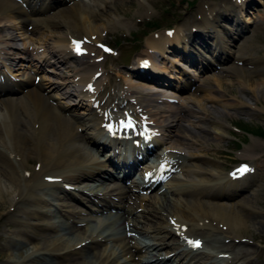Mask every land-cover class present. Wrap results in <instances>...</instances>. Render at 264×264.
<instances>
[{
    "label": "bare ground",
    "instance_id": "bare-ground-1",
    "mask_svg": "<svg viewBox=\"0 0 264 264\" xmlns=\"http://www.w3.org/2000/svg\"><path fill=\"white\" fill-rule=\"evenodd\" d=\"M145 1L148 2V0ZM249 1L228 0L224 4L213 5V7H210L207 1L202 2L199 8L200 13H202V19L193 24V26L187 27L186 24L176 29L172 37L166 34L152 36L148 38L147 43L156 50L160 49L163 53L171 51L181 53V50L185 51L187 47L193 46L197 53L200 52L203 54L198 53L199 55L196 60L199 59L202 62V60L207 61L210 58L209 62L211 64H215L216 62L221 63L220 60H217V55L221 50L227 52V55L234 53L232 50V41L236 37L238 38V33L243 32L238 24L239 17L237 11L242 14L244 11L242 7ZM62 2L63 7L58 6L54 8L52 7L53 0H0V75H7V72H9L17 77L21 74L19 68L14 70V65L10 67L13 63H8L7 61L9 60L12 62L20 60L27 63L28 66L35 68L33 70H38L39 72L44 68L48 71L42 77L43 79L39 82L40 84L35 81L36 74L32 76L29 70L23 72L25 77L21 78L20 81H12L9 76L4 82L0 81V95L4 93V96L0 99V176L7 178L13 183V189L11 190V186L9 189L13 192L14 197L18 195L16 200L12 198L11 191L4 190V186L2 187L0 182V197L4 201L8 198L10 201L9 205H18L20 201H25L26 203L34 201L33 204L27 203L30 207L35 204L37 205V202L47 204V202H43L42 199L38 198L39 193L49 185H60L59 182L50 183L46 181V178L49 176L63 177L62 188H65L66 184L75 185L85 183L88 185L94 177L105 170L107 164L101 160V157L97 158L98 153H92L91 150L86 149L81 144H78V142L85 140V143L96 144L102 139L110 142L114 141L115 143L118 142V140L108 138L107 133L101 126L103 119L96 110L97 106L101 109H106L104 108L108 106L106 101L102 105L103 100L98 101L97 97L94 98V92L89 93V91L84 89L85 86L91 85L94 91L99 90L103 79H99V77L94 80V77L99 71L103 72L102 76L104 79L111 77L106 75V69H102L104 65L95 62V59L91 56L81 55V57H76L69 49L71 37H76L73 34H81L80 37L77 36L78 38H81L83 35L93 38L94 35H99L101 24L107 27V24L108 26H114L117 22H122L120 21V14L110 11V8L114 6L113 4L117 0H62ZM257 2L260 4L261 0H257ZM26 3L28 8L25 6ZM230 6L233 8H228ZM51 10L52 13H49ZM226 14L227 17L231 15V22L226 21L225 18L217 20V18L225 17ZM217 15L219 16L217 17ZM100 20L101 23H99ZM245 20L243 21L245 23H250L251 21V19ZM14 22L19 23L21 28L25 24H28V22L33 24L35 28L42 25L47 30L46 37L42 38L45 41L41 39L43 42L38 41V43L35 38L30 37L28 43L22 46L19 45L18 35L15 31L16 24ZM61 25L68 28V32L73 34L67 35L68 32L63 34L58 33L56 30H51L52 27ZM193 27L204 32L202 36L209 43L206 46L209 47L208 50L201 45V43H205V39L198 36L200 33H197L194 37ZM211 32L213 34L209 35ZM69 36L71 37L69 38ZM248 42L246 39L242 43L243 46L239 50L240 54L237 60L241 61L243 58L246 62L250 63L249 65L254 67L257 62H261L259 61L261 58L258 60L248 54L247 51H244V47L247 46ZM169 44L172 47L169 48L170 51H167L166 48L170 46ZM31 45H33L32 49L30 47ZM195 45L200 46L196 47ZM180 48L182 49L180 50ZM94 50L95 48L92 47L90 51ZM187 56L188 54L186 53L185 57ZM141 60L143 58L138 61V64ZM177 60L178 58L174 59L176 62ZM152 64V67H154L153 70L158 73L152 77L158 75V77L162 78V72L168 66H159L155 61ZM226 68L227 66L222 67L225 70ZM193 69L191 68L190 70ZM228 69L232 68L228 67ZM233 69H238V66ZM136 70L135 68L129 74L128 82L132 86H122L121 93L129 101L139 105L138 110L140 112L148 113V119L152 120L151 122L158 127L155 130H158L157 134L159 136L153 139L155 145L164 142L170 149H184L185 147L188 149L202 143L206 145L209 143L219 144L223 138H226V134L229 133V123L224 110L216 106L209 107L203 105L204 103L201 100H197L199 101L197 105V97L181 100L178 106H174L167 104L166 101L167 99H172L171 95L168 96L169 98L156 96L153 93L143 95V93H140L133 86L150 89H156L157 86L147 81V79L141 80V78L135 77L134 73ZM49 75L54 77V81L44 82ZM170 76L174 77L173 75ZM196 77L197 75L195 74H189L188 70L183 85H194ZM237 77L238 79H243L242 81L244 82L247 81L245 79L246 77L240 73L237 74ZM216 80L219 81L220 79L216 78ZM167 81L169 82H166L167 84H172L170 79H167ZM219 82L218 85H221ZM163 87L167 88L165 86ZM201 87L203 86L200 85L196 89L199 90ZM220 88L218 89L221 90ZM167 90L165 91L167 92ZM169 91L172 94L178 95L176 92ZM218 100L223 101L225 99L221 96V100ZM245 102H232L230 104H224V106L226 105L227 108H233L235 110L241 107H250ZM92 104L94 105L93 108L82 107V105L89 106ZM195 105L197 107H194ZM122 138L121 136L119 137V139ZM130 140L119 141L124 143V145L129 144L128 148L133 149V162H135L138 154L142 153L143 150L135 147L140 145L130 144ZM135 142L141 143L142 141H138L135 138ZM118 146L119 150L112 149L108 150L107 153H115L114 155L120 158L119 160L121 162L122 158L127 156L128 153H124L120 145ZM248 148L254 147L252 145ZM146 149L147 146H144L145 151ZM200 155L202 154L191 152L186 156L194 160L192 163L196 167L194 173L197 179L194 183H191L192 185H188V188L186 187L187 189L180 191L181 199L178 200L180 205L175 204L178 206V210L174 214L176 217L179 216L176 221L181 223L179 227L181 231L176 230V226H178L176 224L167 223L164 225L159 224V222L154 224L151 227L153 231H150L146 225L142 226L137 223V220H133L135 222L128 224L131 227L129 229L130 231L135 229L137 232L146 236H154L153 239L157 241L148 243L143 239L142 242L134 243L132 240L122 239L123 250L121 251L124 252L123 255H128L129 259H135L139 255L137 260L140 261V264H226L223 262L226 259L218 255L224 251V248L219 250V252L212 251L206 255V251L202 249L195 251L194 246L191 248L190 246H186V248H182L179 251L175 250L173 255H166L164 253L165 247H171L173 245H170L167 240L169 238L167 237H175L179 242L184 239L188 240L189 238L184 237L191 236L189 231L191 225H196L201 221H207L205 222L207 227L217 225L214 227L218 228L221 226L224 230L219 229L220 227L217 230L223 233L225 237L237 239L240 242L243 240L244 242L243 234L245 232L243 230L254 222L247 213L249 211H258L250 204L251 200L246 201L251 199L253 195H248L242 200L237 198H239L241 191L247 189V184L255 180L253 178L254 176L249 173L246 177H241L235 171L223 174L217 168V162L215 160L201 157ZM159 156L160 154H158L157 158ZM33 157L39 161L40 169L30 171L29 167L32 166L34 168L36 166L35 163L32 165L30 162V159H33ZM195 158H198L201 162ZM168 161L173 163L172 160ZM173 164H169L168 166L175 168V163ZM182 166L188 167L189 164L182 163ZM234 173L236 175H233ZM176 179L175 177L174 181ZM104 184H106V181L102 182L100 188L98 187L92 195L100 197L99 190L105 191L109 187ZM153 184L156 183H150V185ZM176 185L178 184L176 183ZM65 189L63 191L64 193H66ZM89 190L93 191V188ZM167 191L174 192V189L172 186H169L166 189ZM27 193L33 199H28L26 197ZM134 193L130 186L128 189L127 187L125 189L119 187L114 188L112 192H104L103 195L108 198L107 204L113 203L110 199L112 197L111 195L118 196L120 201H135L137 204L131 209L130 214L132 215L137 205L144 206L142 202L145 200L143 195ZM92 195H89L91 199L93 198ZM167 205L164 204L162 207L168 210L169 206ZM22 211H24L26 217H32V219L35 218L38 220L36 224L28 222V224L37 228L36 230L56 228L54 224L44 226L42 222H44L43 220L46 216H49L44 210L27 207ZM145 213L144 215L146 216H155L151 209L145 210ZM102 219L103 217L96 219L100 227L104 225ZM127 219L128 217H124L122 221L127 222ZM67 230L69 233L74 234L71 243L78 238L80 239L84 233L89 231V229L85 230L83 227H78L77 225L71 226ZM152 232H154V235H151ZM35 235L36 238L31 236L35 238V242L32 241L33 239H30V242L34 244L36 251H41L42 254H48L49 252V254L56 255L59 264H118L120 261L114 256V253H101V245L97 241L94 243L95 246H91L90 243L86 249H77V246H74L75 244H66V242L62 244L59 242L60 238L48 232L43 234L38 232ZM196 238L199 239L196 236L191 238V241H195ZM37 241L42 242V244L40 245ZM22 244L24 243L18 242V244L10 245L12 246L10 249L14 251V256L15 254L16 256H23L25 254L24 248L21 246ZM246 244L241 243L238 245V248H233L232 253L234 255L230 257V263L228 262V264H231L233 261H238V258L239 260L242 259L240 264H245V261L250 259L249 255L252 252H249V247Z\"/></svg>",
    "mask_w": 264,
    "mask_h": 264
},
{
    "label": "rangeland",
    "instance_id": "rangeland-1",
    "mask_svg": "<svg viewBox=\"0 0 264 264\" xmlns=\"http://www.w3.org/2000/svg\"><path fill=\"white\" fill-rule=\"evenodd\" d=\"M206 1L209 3L210 7H213L215 4L220 5L228 2V0H148V2L145 0H117V2L113 4V8H110V11L120 14V21L122 22H117L114 26H108V24L106 25L105 23L107 27H104V24H101V29H99L101 31L99 32L98 40H103L115 47L119 53V58H117L118 56H111L115 59H110L106 62V75L113 77V81H110L109 84L107 79H104L103 76L100 77L99 79L103 78L100 89H106L102 92V96L113 101L112 107L117 109L116 111L119 110L118 106L120 103H123L126 108L130 107L129 102H123L120 98V84L122 82H127L125 83L126 87L130 84V82L125 79L128 78L127 72L130 70H127L122 66L135 67L141 58L150 54L154 56L153 58L159 66H168L166 68L167 70L165 69L168 75L173 72L172 75L178 78L173 82L174 86L170 89L179 95H176L179 99V103H172L174 106H178L181 100H188L197 97V105L199 104V101L197 100H201L204 103L203 105L209 107L216 106L226 112L229 123V133L226 134V138H223L219 144L209 143L206 145L202 143L203 146L200 144L188 149L186 147L184 149H170L167 145H159L160 143L156 144L159 145V147L151 157L156 156L157 158L158 154H160L157 158L158 160L164 158L168 160L169 158L175 163V166H177L176 173L173 174V178L169 180L166 185L167 187L172 186L174 192H166L165 190L164 192L159 193L160 189H154L150 194H145V200L142 202L144 206L135 207L132 215L130 212L134 206L133 200L119 202L118 196H113L111 198L116 204L112 208L100 207L101 205H95L93 201H88L86 203L87 205H85L76 202L74 198L61 192L63 186L62 182H60L58 187L48 186L42 191L43 199L47 201V204H40V202H37L38 204L36 205L39 208L47 210L49 213V219L45 217L44 221L47 223L45 225L54 224L56 225V228L36 230L37 228L31 224H36L38 220L35 218L32 219V217H26L24 211H22L25 206L30 208L28 206L29 204H27L28 202L19 203L18 207L14 209L9 205L10 201L8 198L4 201L0 197V264H59L56 255L49 254V252L48 254H42L41 251L37 252L34 244H31L32 242H30V239H33L32 241L35 242V234H38V232L41 234L48 232L51 235L60 238L59 242L62 244L65 242L66 244H75L74 246H77V249H86L90 243L91 246H95L94 243L97 241L100 242L101 253H114V256L120 260L118 264H140V261L137 260L139 255H137L135 259H129L128 255H123L124 252L121 251L123 250V244L121 243L122 239H127L128 241L132 240L134 243L142 242L143 239L148 243L156 242L157 240L153 239L154 236H146L137 232L135 229L130 231L129 229L131 227L128 224H132L135 222L133 220H137V223L142 226L146 225L150 231H153L151 227L158 222L159 224L164 225L171 223L178 225L176 226V230L181 231L179 229L181 223L176 221L179 216L176 217L174 214L178 210V206L175 204L180 205L178 201L181 199L180 191L187 189L188 185H192L191 183H194L197 179V176L194 173L196 167L192 163L194 160L186 157L191 152H196L202 154L200 155L201 157L215 160L217 162V168L221 170L223 174L235 171V167L239 166L241 162L250 165L252 172L249 173L254 176L253 178H255V180L247 184V189L241 191L239 193L240 196L237 199L242 200L248 195H253L251 199L246 201L251 200L250 204H252L254 209L258 212L249 211L247 213L254 222L243 230V232H245V234H243L244 242L243 240L240 242V240L225 237L223 233L217 230L219 227V229H223L221 226L218 228L214 227L217 225L207 227V225H205V222L207 221H201L196 225H191V228L189 229L191 236H185V238H193L197 236L202 239V250L206 251L205 255L212 251L219 252V250L224 248V251L220 252L218 255H223L222 258L226 259V261L223 262L226 264H228V262L230 263V257L234 255L232 253L233 248H238V245L241 243H247L246 245L249 247V252L252 253L249 255L250 259L245 261V264H264V136H260L257 133L260 129L264 130V0H261L260 4L252 3L254 1L251 2L250 0L248 2L250 3L249 5L245 4L242 7L244 11L242 12L241 17H239L240 21L238 23L240 24L241 30H244V32L240 34V38L236 37L237 40L233 42L232 46L234 53L230 54V56H226L228 60L224 59V61H222L223 63H220V67L212 66L206 61L207 69L204 68L206 65L200 63L198 60V62L196 61V66L192 67L194 69L189 70V65L182 60L180 57L182 55L178 52L171 51L163 53L160 49H155V52L152 48H149L150 46L147 43L148 38L152 36L160 34L165 35L167 29L174 32V30L181 28L186 24L187 27L193 26V24L202 19V13H200L201 11H199V8L201 6L200 4ZM53 5L54 8H56L60 3ZM149 5H151V7H149ZM228 8L231 9L233 7L230 6ZM219 15H217V17ZM220 19H222V17L217 18V20ZM245 19H251L250 23H246L248 25L243 24V21H246ZM99 23H101V20ZM151 23L155 24L152 25ZM14 24H16L15 31L17 32L18 38L21 39L19 42L21 45L25 44V39L30 41V37L35 38L37 40L36 42L45 41V39L42 38L46 37L47 30H45L42 25L35 28L33 24H25L21 28L19 23L14 22ZM51 30H56L58 33L65 34L69 29L61 25L52 27ZM193 32L196 33L198 30ZM210 34L212 35L213 33L211 32L209 35ZM41 39L43 41H41ZM246 39L249 42L247 46L244 47V51H247L248 54L252 55V57L254 56L258 60L261 58L259 60L261 62H257L254 67L249 65L250 63L246 62L243 58L241 61L237 60L240 54L239 50ZM199 46L200 45L197 47ZM31 47H33V45ZM167 51H170L168 47ZM177 58V62L174 61V59ZM122 63L124 65H122ZM178 63L191 73L198 75V79L193 87H189L184 92L177 91L180 86H182V84L179 83L181 80L179 77H186L181 68L182 66L180 67ZM223 66H228L232 69H228V67L226 70L221 69ZM236 66H238V69H233ZM119 73L121 75H119ZM238 73L245 76L247 81L244 82L242 81L243 79H238ZM216 78L220 79V82L217 81ZM218 82L221 85H218ZM200 85L203 87L197 90L196 88ZM133 87L139 90L140 93H143V95L154 93L156 96H164L153 89L142 88L140 86ZM221 96L224 97L225 100L219 101L218 99L221 100ZM239 101H246L245 103L249 104L250 107L246 106L235 110L233 108H227L226 105L224 106V104ZM194 107L197 106L195 105ZM89 145L90 144L83 143V147L86 149H90ZM252 145L254 148H248ZM100 156H102V154H100ZM30 162L33 165L37 162V159H30ZM199 162H201V160H199ZM152 163H154V160ZM182 163L189 164L190 167H183ZM106 166L111 169L109 164ZM29 168L31 171L38 169L37 166L36 168H33L32 166ZM140 168L141 166L139 169ZM175 177L177 179L174 181ZM98 179L103 180L104 177H99ZM95 180L96 178L93 182H95ZM0 182L2 187L4 186V190L11 191L13 189V183L7 178L0 176ZM93 182L91 181L88 185L86 184V186L81 185V187H84L85 189V193H82L84 194L83 199H86L85 197L88 196V193L86 192L92 187L91 185ZM99 182L100 181L98 180L96 181L97 184ZM107 183L112 185V187L124 186V182L117 178L115 180L109 179L107 180ZM176 183L178 185H176ZM10 186L11 190L9 189ZM124 188L126 187H123L122 189ZM161 188L165 189L163 186ZM12 193L13 192L11 191V196L14 198ZM30 203H34V201ZM164 204H168V210L162 207ZM149 209L154 212L155 216L144 215L146 214L145 210ZM99 216H104L108 219L106 226L100 227L96 222L95 218ZM124 217H128L127 222L122 221ZM28 222L31 224H28ZM76 225L78 227H83L85 230L89 229V231L84 233L80 239L78 238L71 243L74 234L69 233L67 229ZM151 235H154V232H152ZM31 236L35 238H32ZM167 238H169L167 240L170 245H173L164 248V253L166 255H173L172 253L175 250L179 251L183 248L179 246L181 241L179 242L175 237L172 238L169 236ZM18 242L24 243L21 245L24 248L25 253L23 256H16V254L14 256V251L10 249V247H12L10 245L15 243L18 244ZM37 242H39L40 245L42 244L40 241ZM4 253H6V255H4ZM241 260L242 259L239 260L238 258V261H233L231 264H240Z\"/></svg>",
    "mask_w": 264,
    "mask_h": 264
},
{
    "label": "snow or ice",
    "instance_id": "snow-or-ice-1",
    "mask_svg": "<svg viewBox=\"0 0 264 264\" xmlns=\"http://www.w3.org/2000/svg\"><path fill=\"white\" fill-rule=\"evenodd\" d=\"M75 43V42H74ZM76 50L79 52L80 51V45L77 43L76 44ZM90 89H91V86H89ZM124 122L122 121L121 124H123ZM127 127H131L132 124H131V121L128 122V124L126 125ZM249 169L247 168V166H242L240 169L237 170V172L239 173H244L246 171H248ZM233 175H236V173H234ZM189 244L193 245L194 247L196 248H199L201 246L200 242L199 241H196V242H193L191 240L188 241Z\"/></svg>",
    "mask_w": 264,
    "mask_h": 264
},
{
    "label": "trees",
    "instance_id": "trees-1",
    "mask_svg": "<svg viewBox=\"0 0 264 264\" xmlns=\"http://www.w3.org/2000/svg\"><path fill=\"white\" fill-rule=\"evenodd\" d=\"M257 133H258V135H260V136H264V130H259V131H257Z\"/></svg>",
    "mask_w": 264,
    "mask_h": 264
}]
</instances>
